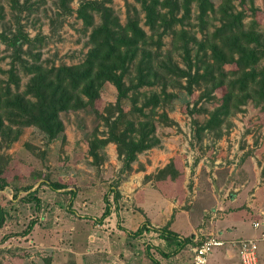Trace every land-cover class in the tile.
<instances>
[{"label": "rangeland", "instance_id": "1", "mask_svg": "<svg viewBox=\"0 0 264 264\" xmlns=\"http://www.w3.org/2000/svg\"><path fill=\"white\" fill-rule=\"evenodd\" d=\"M81 1L72 0L73 9ZM222 1L213 0L216 8ZM1 2L5 17L0 20V31L5 23L15 25L13 14H17L11 8V0ZM240 2L234 0L238 9L242 8ZM20 3L24 7L20 20L25 31L32 38H42L33 48L40 62L49 66L71 65L85 58L90 48L91 28L83 25L75 11L59 16L56 0H20ZM110 5L123 23L135 8L139 12L141 8L136 0H113ZM244 6L264 11V0H245ZM196 12L191 20L176 28L187 29L200 41L208 38L221 21L220 14L212 12L205 23H200ZM254 19L264 25V14L259 13L255 18L248 10L246 24ZM144 28L151 33L148 27ZM190 47L193 71L199 67L203 72L205 61H212L210 49L202 50L194 42ZM152 49L159 55L158 59L171 58L187 69L183 53L174 47L173 34L164 35L162 45L158 48L155 44ZM24 57L32 61L31 56ZM11 62V50L0 43V79L7 80ZM232 69H235L232 64L223 68L226 72ZM17 74L18 90L23 91L31 75L19 65ZM136 75L137 63H133L125 77V85L130 89L120 101L126 114L120 131H126L129 121L134 120L133 131L124 134L138 140L142 123L150 117V125L154 127L150 138L155 143L137 153L136 159L127 166L114 142L105 145L98 142L108 138L110 122L119 115L118 90L109 82L101 89L97 111L87 106L63 113L65 130L59 137L50 140L33 126L22 128L17 139L0 137L2 175L9 182L0 191V264H192L191 248L205 237L200 228H206V223L195 228L193 241L178 252H175L178 245L165 239L158 229L135 234L140 227L136 220L143 213L138 205L146 196L147 188H153L149 191L153 198L166 196L173 203L174 214L183 209L191 211L194 224L201 221V214L219 223L221 214L232 207L230 199L244 194L239 205L251 209V217H257L255 222L260 225L254 226L259 231L255 238L259 259L264 263L260 254L264 243L262 107L248 100L240 111L228 116L222 128L204 131L199 136L194 132L193 119L201 125L206 123L211 111L221 103L222 87L211 90L201 81L189 92L185 88L186 78H181L180 82L167 86L155 82L134 89L130 86L135 84ZM13 88L17 90L14 85ZM207 90L209 96L204 94ZM154 97L158 100L156 106L151 102ZM94 142L95 150L92 149ZM114 187L120 193L117 204ZM258 191L260 194L255 196ZM251 197L259 198L256 205H248ZM107 198L112 213L102 218ZM186 212L181 214L176 229H186L191 224L186 220ZM116 226L134 233H123L124 244L120 247L117 244L120 241L113 236ZM213 230L216 227L210 229ZM229 257L232 264H240L234 253ZM210 264H216L215 260Z\"/></svg>", "mask_w": 264, "mask_h": 264}, {"label": "trees", "instance_id": "2", "mask_svg": "<svg viewBox=\"0 0 264 264\" xmlns=\"http://www.w3.org/2000/svg\"><path fill=\"white\" fill-rule=\"evenodd\" d=\"M112 1L82 0L75 10L71 6L72 0H56L59 16H66L75 11L83 25L91 28L90 48L85 58L78 63L49 66L40 62L39 56L33 53L36 42L42 38H32L25 31L20 20L24 7L20 0H11L12 10L17 12L13 14L15 25L7 23V26L5 23L0 31V43L5 44L12 53L8 78L0 79L1 138L17 139L20 130L28 126L38 128L50 140L59 137L65 130L63 113L78 111L87 106L97 111L101 89L109 82L118 90L119 115L110 122L108 138L98 142L100 145L114 142L119 155L124 158L125 165H129L136 159L137 153L155 143L150 138L154 130L150 125V117L142 123V135L138 140L127 138L124 134L133 131L134 120L129 121L126 131H120V124L126 116L120 101L127 96L130 89L125 85V77L133 63H137L136 82L130 86L134 89L155 82H162L167 86L169 83L180 82L181 78H186L185 88L189 92L195 83L201 81L208 85V89H224L221 103L211 111L205 124L201 125L197 119H193L194 132L199 136L204 131L222 128L228 116L240 111L241 106L248 100L254 101L264 110V65H261L264 59V25H261L258 19L250 21L249 24L245 22L248 10L255 18L259 13L264 14L263 10L254 6L246 8L245 0L240 2L241 9L237 8L234 0H223L217 8L213 0H136L140 3V12L135 8L134 13L128 14L123 23L110 5ZM194 11H197L196 18L200 23H205L212 12L220 14V25L208 38L200 41L195 35H190L187 29L176 28L177 25L191 20ZM140 13L144 16L140 17ZM4 17V6L0 0V20ZM144 26L151 31L150 34ZM169 33L173 34L174 47L183 53L187 69L180 67L171 58L158 59L159 55L153 51L152 46L156 44L159 48L162 45V37ZM191 42L197 43L202 50L210 49L212 61H205L203 72L199 67L193 71ZM24 55L31 56L32 61ZM226 64L234 65L235 69L224 71ZM17 65L22 66L31 75L23 91L18 90L20 78ZM204 94L210 95L208 90ZM151 102L153 106L158 104L155 97ZM191 113L193 114L192 110ZM96 146L94 142L92 149L95 150ZM3 172L4 166L0 164V191L9 184L2 175ZM112 191L117 204L120 193L116 187ZM28 194L32 195L33 192ZM106 200L102 218L112 213L109 199ZM1 213L3 221V211ZM34 223L33 221L30 227ZM149 229L145 223L135 234ZM157 229L165 239L178 245L175 252L192 241L190 237L180 239L178 234L168 227Z\"/></svg>", "mask_w": 264, "mask_h": 264}, {"label": "crops", "instance_id": "3", "mask_svg": "<svg viewBox=\"0 0 264 264\" xmlns=\"http://www.w3.org/2000/svg\"><path fill=\"white\" fill-rule=\"evenodd\" d=\"M151 189L153 188H150V190ZM150 190L147 188V191H145L146 196H144V199L140 201L138 205L139 208H141L143 211L141 218L138 217V219L136 220L137 225L139 224L140 227L145 223L147 227L150 228V231H153V229H157V228L160 229V228L168 227V229L177 233L180 239H185L189 235V237L192 238V241L195 237V233H194L196 232L195 228L197 226L199 227L200 224L202 225L203 223H206V228H200L202 229L203 234L208 235L211 233H218L225 239L256 237V235L259 234V231H257L253 225V223L257 220L255 219L257 217L255 218L253 216L251 217L252 210L249 208L240 207L241 205H239V200L241 196H244V194L240 196H236L237 198L230 199L229 204L232 205V207L231 208L229 207L228 210H226L225 212L221 214L222 219L219 223H216L214 218H210V219L205 218V215L201 214L199 218L201 221L200 222L198 221L197 224H194L192 221L193 213L191 211L183 209V210L177 211L176 214H174V207L172 205L173 203L166 196L161 197V199L160 197H158L159 200L158 198H153L154 197L153 195H149ZM153 194H156V193H153ZM258 194H260L259 191L255 193V196ZM258 199H259L258 197H254V198L251 197L248 205L249 206L256 205L257 204L256 201ZM210 200L214 202V199L212 197ZM185 211H187L185 214L188 216L186 220L189 221L191 224L186 226L187 227L186 229L184 227H183L184 229L182 228L181 229L179 228L180 230L176 229L175 225L176 223H179V218L181 214ZM213 227L214 229L216 227L217 230L215 231L213 230L211 232L210 229H212ZM245 229H247V231ZM113 230L115 232L113 236L116 237V240L120 241V243H117L118 247L124 244L121 241V239L124 237L123 233L127 231L130 234H134L129 229L122 228V227L118 228L117 226L114 227ZM189 243L190 242H188L187 244ZM193 247L194 246H192V248ZM124 248L126 249L127 247H124ZM216 248H220V249L213 251V253L210 255L208 264L212 262V259L215 260L216 264H232V261L228 259L230 258L229 256H231L232 253H234L238 257L239 263L241 264L238 251L236 248L230 245L220 246ZM260 248H261L260 254L262 253L264 257V243L261 244ZM70 250L71 252L73 251V249H70ZM258 256H260L259 250H258ZM259 263L264 264V263H261V259H259ZM192 264H193V258H192Z\"/></svg>", "mask_w": 264, "mask_h": 264}, {"label": "built area", "instance_id": "4", "mask_svg": "<svg viewBox=\"0 0 264 264\" xmlns=\"http://www.w3.org/2000/svg\"><path fill=\"white\" fill-rule=\"evenodd\" d=\"M259 222H255V228L259 227ZM258 239L237 238L225 239L218 233L205 235L204 238L197 241L192 248L193 264H208L210 255L216 247L230 245L237 249L241 264H260L258 256Z\"/></svg>", "mask_w": 264, "mask_h": 264}]
</instances>
